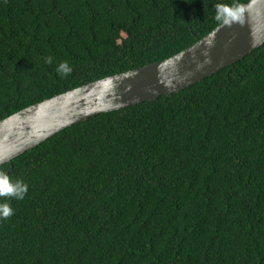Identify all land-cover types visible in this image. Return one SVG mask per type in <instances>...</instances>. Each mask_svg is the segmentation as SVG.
<instances>
[{"label":"trees","instance_id":"1","mask_svg":"<svg viewBox=\"0 0 264 264\" xmlns=\"http://www.w3.org/2000/svg\"><path fill=\"white\" fill-rule=\"evenodd\" d=\"M248 1L0 0V120L168 58ZM0 171L28 187L0 197V264H264V43Z\"/></svg>","mask_w":264,"mask_h":264},{"label":"water","instance_id":"2","mask_svg":"<svg viewBox=\"0 0 264 264\" xmlns=\"http://www.w3.org/2000/svg\"><path fill=\"white\" fill-rule=\"evenodd\" d=\"M188 47L27 106L0 120V165L99 113L176 93L242 59L264 43V0H249Z\"/></svg>","mask_w":264,"mask_h":264},{"label":"clouds","instance_id":"3","mask_svg":"<svg viewBox=\"0 0 264 264\" xmlns=\"http://www.w3.org/2000/svg\"><path fill=\"white\" fill-rule=\"evenodd\" d=\"M217 19H223L224 23H228V19L224 18L222 9L218 12ZM52 58L46 59L47 63H51ZM57 71L62 75H67L71 72V68L68 63L62 62L58 66ZM28 187L20 180L13 181L9 175L0 171V197H13L16 199H23L27 193ZM13 215V209L8 203H0V218L7 219Z\"/></svg>","mask_w":264,"mask_h":264}]
</instances>
